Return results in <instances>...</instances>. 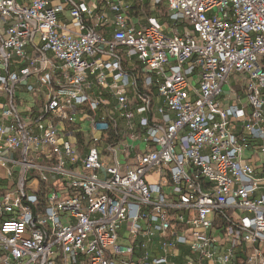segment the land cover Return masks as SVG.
Wrapping results in <instances>:
<instances>
[{
  "label": "built area",
  "instance_id": "obj_1",
  "mask_svg": "<svg viewBox=\"0 0 264 264\" xmlns=\"http://www.w3.org/2000/svg\"><path fill=\"white\" fill-rule=\"evenodd\" d=\"M98 1L0 0V264H264V0Z\"/></svg>",
  "mask_w": 264,
  "mask_h": 264
},
{
  "label": "crops",
  "instance_id": "obj_2",
  "mask_svg": "<svg viewBox=\"0 0 264 264\" xmlns=\"http://www.w3.org/2000/svg\"><path fill=\"white\" fill-rule=\"evenodd\" d=\"M60 1L61 0H54L55 3H58ZM98 12H110L104 6L102 0L98 1ZM133 12H157L158 13V12H169V11L163 6H157L155 9H153L151 8L150 0H143V2L135 3ZM230 85H231V89H236L237 91L242 89V86H241L242 84L238 83L235 79L231 80ZM227 92H230V91H227ZM230 103L232 104L234 103V101L232 100Z\"/></svg>",
  "mask_w": 264,
  "mask_h": 264
},
{
  "label": "rangeland",
  "instance_id": "obj_3",
  "mask_svg": "<svg viewBox=\"0 0 264 264\" xmlns=\"http://www.w3.org/2000/svg\"><path fill=\"white\" fill-rule=\"evenodd\" d=\"M195 39H196V42L198 44H201L202 43V40H201L200 37L196 36ZM232 78H234L238 83H240L242 85H248V83H249V80L246 77L245 78L244 77H241L239 74H234L232 76ZM224 89L226 90V92L227 91H230L231 90V85L230 84L225 85Z\"/></svg>",
  "mask_w": 264,
  "mask_h": 264
},
{
  "label": "trees",
  "instance_id": "obj_4",
  "mask_svg": "<svg viewBox=\"0 0 264 264\" xmlns=\"http://www.w3.org/2000/svg\"><path fill=\"white\" fill-rule=\"evenodd\" d=\"M241 258H242V259H241V260L239 259L238 264H245V257L242 256Z\"/></svg>",
  "mask_w": 264,
  "mask_h": 264
}]
</instances>
